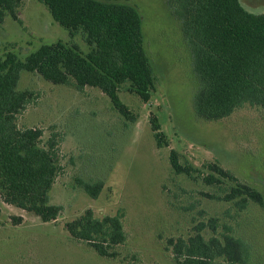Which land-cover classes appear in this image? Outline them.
Here are the masks:
<instances>
[{
    "label": "rangeland",
    "instance_id": "obj_1",
    "mask_svg": "<svg viewBox=\"0 0 264 264\" xmlns=\"http://www.w3.org/2000/svg\"><path fill=\"white\" fill-rule=\"evenodd\" d=\"M126 2L136 6L143 17L156 91L149 102L132 92L120 93L135 117L129 119L99 88L87 86L80 91L22 71L19 88L41 94L19 115V126L41 127L44 141L54 130L62 134L64 170L51 191V202L63 210L57 220L43 222L4 202L0 195V264H122L98 255L66 229L65 224L88 207L97 216L125 213L130 234L127 247L139 252V264H170L163 256L159 234L188 237L195 225L211 217H218L219 223L239 220L245 224L248 243L255 247L254 261L249 264H264V210L252 202V208L240 215L233 209L227 213L228 205L205 195L214 188L201 178L176 174L169 159L175 149L182 161L205 173L209 172L207 163L218 160L236 174L264 185L263 116L258 108L246 105L222 120L200 118L194 110L199 76L181 20L168 0ZM242 2L251 11H264V0ZM58 40L76 44L84 53L90 50L82 32L72 37L39 0H24L18 19L6 16L0 22L1 56L12 51L25 58L42 44ZM153 115L168 144L158 145ZM79 178L104 182L96 199Z\"/></svg>",
    "mask_w": 264,
    "mask_h": 264
},
{
    "label": "trees",
    "instance_id": "obj_2",
    "mask_svg": "<svg viewBox=\"0 0 264 264\" xmlns=\"http://www.w3.org/2000/svg\"><path fill=\"white\" fill-rule=\"evenodd\" d=\"M39 1L72 37L82 32L90 50L84 53L78 45L58 40L42 44L25 58L12 51L0 55V195L4 202L51 222L63 210L62 205L51 202V191L64 170L62 134L54 130L44 141L41 127L19 126V115L41 94L19 88L22 71L80 91L87 86L99 88L129 119L135 117L120 93L132 92L149 102L157 88V77L145 46L143 17L127 0ZM23 2L0 0V22L6 16L18 19ZM168 2L181 20L194 54L199 76L194 97L196 114L202 119L222 120L251 105L264 118V11H251L242 0ZM151 122L158 145L168 144L154 115ZM169 159L176 174L201 178L214 188L205 195L228 205L227 213L233 209L240 215L252 208V202L264 210V185L254 178L236 174L218 160L207 163L209 172L205 173L201 167L182 161L175 149ZM78 180L94 199L104 188L102 180ZM219 222L218 217L199 222L188 237L160 233L163 256L170 264L253 262L255 247L248 243L245 224L242 226L239 220L235 224ZM65 227L73 238L102 257L122 264H139L141 260L138 251L127 247L130 234L123 211L97 216L88 207Z\"/></svg>",
    "mask_w": 264,
    "mask_h": 264
}]
</instances>
